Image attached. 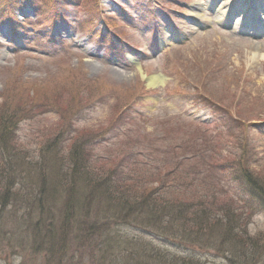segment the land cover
I'll use <instances>...</instances> for the list:
<instances>
[{
	"label": "rangeland",
	"instance_id": "1",
	"mask_svg": "<svg viewBox=\"0 0 264 264\" xmlns=\"http://www.w3.org/2000/svg\"><path fill=\"white\" fill-rule=\"evenodd\" d=\"M0 5V112L7 104V115L17 113L9 134H0L8 143L0 141V151L15 148L23 160L46 165L41 155L75 152L78 164L101 172L100 179L111 175V182L128 191L146 193L158 182L160 193L163 184L178 192L193 162L184 146L239 124L234 134L246 133L253 147L247 166L264 176V31L258 38L244 33L253 32L248 21L256 31L264 27V0H0ZM258 14L261 21L252 19ZM236 136L223 135L220 157L238 148ZM50 164L53 173L70 170ZM78 164L68 161L67 168L75 171ZM16 168L10 178L22 174L27 185L33 183L29 173H39L22 161ZM2 173L6 177L5 169ZM68 179L72 190L70 172ZM21 195L9 194L0 203V215H7L0 217V264H144L149 255L162 264H168L167 256L237 263L231 252L223 255L225 244L219 249L217 235L160 233L139 226L136 213L121 212L116 221L106 213L108 232L104 228L47 253L45 234L34 223L57 225L63 203L26 210ZM100 196L81 198L88 224L105 218ZM20 208L32 211L35 221L19 219L14 228L10 220ZM246 229L251 236L264 232V205L250 214ZM256 257L247 264H264V251Z\"/></svg>",
	"mask_w": 264,
	"mask_h": 264
},
{
	"label": "trees",
	"instance_id": "2",
	"mask_svg": "<svg viewBox=\"0 0 264 264\" xmlns=\"http://www.w3.org/2000/svg\"><path fill=\"white\" fill-rule=\"evenodd\" d=\"M5 106L6 111H8L10 107L7 104ZM6 111L0 112V116L3 115V118L0 117V134L3 132L9 134L7 129L10 125L13 129L11 122L14 116L17 115L13 109L9 115ZM238 125L227 127L226 132L219 131L204 140L200 139L198 144L187 143V146H184L185 154L193 162L188 167L189 172L182 173L184 188L178 192H172L169 185L163 184V193H160L157 187L159 186L158 182L157 186H152L146 193H142L138 188L128 191L111 182V175L103 180L100 179L103 176L101 172H91L88 165L78 164L77 156L79 154H75V152L66 155L57 153L59 159L57 157L50 158L48 154L41 155V157L47 158L49 165H46L41 159L23 160L22 157L17 156L15 148L8 150L4 148L0 151V162H2L0 167V203L3 202V197L6 198L9 194L14 195L17 192H22L23 195L21 196L27 200L26 210L30 207H36L39 211L43 206L49 204L53 206L57 203L60 206L63 203L62 214L59 211L57 213V225L53 223L50 228H45L39 220L38 223H34L39 227L40 232L45 234L46 239L43 243L46 244V251L53 247H59L60 249L66 247L73 243L75 238L76 240L82 238V242H84L85 239L90 237L89 235L98 234L104 228L108 232V225H111V223L106 213L111 212L113 214L112 219L116 221L120 219L116 216H119L118 214L121 212L125 214L136 213L139 215L138 221H141L139 226L155 229L160 233L171 231L175 234L183 233V235L185 232L186 235L191 233L195 235H217L220 237L219 249L222 248L221 245L225 244L224 252H222L224 256L229 251L234 260L237 261L236 264H240L242 256V261H244L242 263L247 264L264 251V232H258L251 236L246 229L250 214L256 211L257 205H264V176L259 175L250 166H247L249 164V151L253 147L248 146L246 133L240 132L238 133L239 136L234 134L235 129L239 128ZM223 135L236 136L240 143L238 148L231 146L232 154L227 159L219 156V153H223L224 145L222 144H226L222 143ZM217 139L221 143L217 141L213 152L210 147L214 146ZM0 141L8 146V143L2 137H0ZM50 160L53 161L58 170H61V168L65 171L70 170L64 173H53L49 170L50 167H54L50 164ZM183 160H188V157ZM20 161L28 167H33L36 173L39 171L38 174L29 173L33 180L31 185H27L22 174L17 175L16 178H10V174L16 172V165ZM68 161H71L72 167L78 164L79 168L75 171L73 168H67ZM65 162L67 163L65 164ZM34 164H37V166H34ZM3 169L6 171V177L2 173ZM69 172L71 183H75L72 190H69L71 184L67 186L70 183L68 179ZM172 172L171 170L168 174ZM37 177H41L42 182H39ZM154 180L157 181V179ZM234 182L236 186H234ZM35 183H39L36 184L37 189L33 188ZM50 183L52 184L51 187ZM15 185H18L19 188H14ZM192 186H196V188H190ZM27 188L33 189L27 191L25 190ZM187 189L192 190L189 195L192 196L191 199L184 197H189L186 193ZM35 190L38 195L34 194ZM100 194L105 196V218L100 215V217L103 216L101 220L94 219L92 225L88 224L87 211L84 208L86 200L81 198L88 195V199L96 197L102 199ZM12 199L13 196L9 197V201H12ZM188 199L190 200L188 201ZM7 204L9 203L7 202ZM236 204L239 205L236 206ZM80 206H82V209H80ZM19 210L21 211L20 215H14L17 217L12 216L13 220L11 218L10 225L18 228L17 221L19 219H25L28 223L33 224L32 220L35 221V217L31 215L32 211H24L21 208ZM77 211L82 213L85 219L84 222ZM4 216L7 215H0L2 219ZM40 218L42 216L38 215V219ZM103 224H105V227ZM156 224L158 225L156 226ZM3 225L4 223H1L0 226ZM89 227L94 228L91 233ZM103 237L108 244H114L108 234H103ZM100 243H105V241L101 240ZM229 246L230 248H228ZM134 258L136 259V257ZM146 259L147 261L144 264H162L150 255ZM167 259L168 264H198L193 259L184 257L167 256Z\"/></svg>",
	"mask_w": 264,
	"mask_h": 264
},
{
	"label": "bare ground",
	"instance_id": "3",
	"mask_svg": "<svg viewBox=\"0 0 264 264\" xmlns=\"http://www.w3.org/2000/svg\"><path fill=\"white\" fill-rule=\"evenodd\" d=\"M150 82H151V83H154V81H153V78H152V77L150 78Z\"/></svg>",
	"mask_w": 264,
	"mask_h": 264
}]
</instances>
